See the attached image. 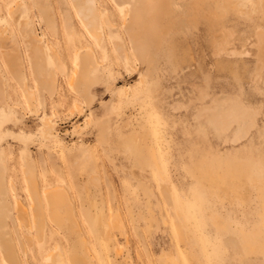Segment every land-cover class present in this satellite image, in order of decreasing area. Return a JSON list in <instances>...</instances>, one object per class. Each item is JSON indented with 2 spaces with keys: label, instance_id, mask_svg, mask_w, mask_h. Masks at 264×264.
Masks as SVG:
<instances>
[{
  "label": "rangeland",
  "instance_id": "1",
  "mask_svg": "<svg viewBox=\"0 0 264 264\" xmlns=\"http://www.w3.org/2000/svg\"><path fill=\"white\" fill-rule=\"evenodd\" d=\"M140 2L142 26L136 6H128L131 41L123 34L126 5L97 0L98 43L73 0H0V205L7 212L0 264H8L9 245L15 264H264V69L256 63L264 0ZM107 14L117 29L104 24ZM139 28L173 36L185 60L200 46L197 53L227 78L224 87L231 82L254 109L252 126L239 136L210 123L214 116L197 117L200 125L192 115H174L167 70L163 84L148 81L136 62ZM34 56L45 62L47 83L32 75ZM16 59L30 103L9 70ZM92 69L95 83H85ZM83 94L106 102L84 114ZM29 167L39 219L30 209ZM254 177L261 184L252 185ZM53 187L67 194L57 205L60 220L50 215L51 194L43 195ZM17 201L28 207V223L18 218Z\"/></svg>",
  "mask_w": 264,
  "mask_h": 264
},
{
  "label": "crops",
  "instance_id": "2",
  "mask_svg": "<svg viewBox=\"0 0 264 264\" xmlns=\"http://www.w3.org/2000/svg\"><path fill=\"white\" fill-rule=\"evenodd\" d=\"M114 1L123 6H136L134 12L136 13L135 17L137 23L135 25L142 26V10H138L137 7L138 4L141 3L140 0ZM128 23L129 18H127L124 25L123 34L127 40H131V36L127 29V27L130 26ZM149 29L150 30L147 31L146 34H144L145 31L140 28L139 30H135V42L131 46L132 52L137 64L142 67L143 75L151 76V79L148 81H155L158 77L160 83H162V79L164 80L163 73L165 72L163 70H167L169 74L168 78L172 82V88L171 90H168V95L170 98L178 100L177 102H174L173 105H170V111H172L174 115L178 116L182 114L185 118L192 115L191 117H193L192 119L194 121H197V117L203 118V115L207 116L206 119L210 116H214L210 123L218 125L219 127L222 126V131L228 129V132L236 130V133H238L239 136L243 134L244 127L247 126L246 128L248 129L252 126L255 117L254 109L250 104L243 101L242 92L239 88L236 89L235 87H231V82H228L229 85L224 87V80H227V78L218 74L219 72L217 71L216 61L214 64H212V62L207 63L203 58L204 56L202 55V57L199 55L203 52V49L200 46L199 48L193 47V49L189 47L191 60H185L183 56L184 45L177 43V40L173 36H171L172 38L170 39L167 34L161 38L160 33L156 29ZM140 30L142 31V34ZM219 36L220 35L217 37ZM262 41L264 43V40ZM256 63L258 67H263L264 69V49L261 56L257 57ZM29 65L32 75L36 80L40 83H47L49 81L47 75L43 73L45 66L41 63L40 59L33 58L31 62H29ZM172 70H178L175 76L171 74ZM207 70H209L210 74L213 76L209 77ZM145 71L146 73H144ZM87 72L91 81L84 79V82L94 84V70L92 69ZM154 73L156 75H153ZM213 81H215L216 85H214ZM262 81L264 83V78ZM97 95L98 94L95 93V96ZM82 96L83 100H81L83 103L84 114L86 111H96L99 106L101 107V104H105L106 102V100L102 101L100 99L97 103L93 104L90 96L85 94ZM192 107L196 112L194 114H189L188 111ZM197 122L201 125L200 120ZM242 126L243 128L241 129ZM209 127L211 126L207 124L203 127V129L206 130L205 132H210ZM236 133L233 132V137H235Z\"/></svg>",
  "mask_w": 264,
  "mask_h": 264
},
{
  "label": "bare ground",
  "instance_id": "3",
  "mask_svg": "<svg viewBox=\"0 0 264 264\" xmlns=\"http://www.w3.org/2000/svg\"><path fill=\"white\" fill-rule=\"evenodd\" d=\"M97 0H73V2H74V4H75V7H76V10H77V14L79 15H86V16H88V17H86V19H84V20H86L87 21V26L86 27H88V29H90V31H91V34H93L94 35V37H95V40L98 42V43H100L101 42V39H102V37H101V31L99 30V26H100V18H99V12L97 13V11H96V7H97V3L95 4V2H96ZM121 1H123V0H121ZM72 2V1H71ZM14 10H15V8H14ZM17 11V10H16ZM7 13H8V15H11V18H12V16H14L13 14H15V12L13 13L11 10H9V12L7 11ZM128 15H129V8H128V6H126L123 10H122V18H123V23H124V25H125V23H126V19L128 18ZM14 18V17H13ZM85 18V17H84ZM104 24L105 25H107L109 28H110V30H115V29H117V26L115 25V24H113L112 23V21L110 20V17L108 16V14L105 16V18H104ZM26 23V22H25ZM23 24L24 26H26L27 24ZM85 24V23H84ZM86 25V24H85ZM123 25V26H124ZM31 30V29H30ZM5 30L4 29H2V33L4 32ZM32 31V30H31ZM89 31V30H88ZM89 31V32H90ZM134 35V34H133ZM132 37V36H131ZM37 38V37H36ZM261 43H263L262 41H261ZM36 45V44H35ZM114 46L116 47V48H120L119 47V45L118 44H114ZM263 47V46H262ZM34 55L36 56V57H38V56H42V58H43V60H44V53H43V51L41 50V48L39 47V46H35L34 47ZM262 49H264V48H262ZM7 54V55H6ZM5 55L8 57V54L9 53H6ZM4 55V54H3ZM11 57H12V55H10ZM10 56L8 57V58H10ZM34 56V57H35ZM35 57V58H36ZM8 58H6V59H8ZM56 59V58H55ZM13 61V60H12ZM17 61V62H16ZM9 62V61H8ZM15 63H14V65H11V67H10V64H8L9 65V70L11 71V73L13 74V76H14V78L15 79H17L18 81H19V83H20V87L22 88V90H23V95H24V97L26 98V100L30 103V100H31V98H32V96H33V93L32 92H30L25 86H24V82H25V75H24V73H23V70H22V65H21V63H20V61L19 60H15L14 61ZM42 63V62H41ZM43 63H45V62H43ZM11 64H12V62H11ZM57 67L58 68H61V66H60V64H57ZM56 67V68H57ZM58 68H57V70H58ZM63 69V68H62ZM59 71V70H58ZM62 70H60L59 71V73L61 72ZM75 72V71H74ZM78 72V71H77ZM61 73H63V71L61 72ZM134 74V73H133ZM62 75V74H61ZM77 76V75H76ZM74 80V79H73ZM2 90V89H1ZM2 93V92H1ZM1 93H0V95H1ZM2 96H3V94H2ZM81 111V110H80ZM44 125H46V131H50V130H52V126L50 125V121L49 120H47V119H45V121H44ZM151 156H153V155H151ZM153 158V157H152ZM25 169H26V167H25ZM33 170H32V168L31 167H29L28 168V170H27V172H28V177H29V180L27 181V183H28V185H27V190H28V196H29V198H30V200H31V202H30V209L31 210H33L35 213H36V218L37 219H39V217L41 216V214H42V210H41V197H40V191H39V189H38V185H35L37 182V180H35L36 179V177L34 178V173L32 172ZM36 176V175H35ZM2 179H3V177H1V175H0V193H4V190H3V186H2ZM27 180V179H26ZM33 180H35V181H33ZM33 182H36V183H33ZM250 183L252 184V185H257V184H261V183H259V180L258 179H255V177H254V179H251V181H250ZM250 184V185H251ZM5 188V187H4ZM57 188H60V187H53V188H50V189H48V191L47 190H44V193H43V195L45 196L46 194H51L50 195V197H51V203H52V205H51V213H50V215H51V217H53V219L54 220H60L61 218H62V213L59 211L60 209L57 207V205H59V204H61V202L63 201V195H67V194H63L62 195V193H61V191L59 190V189H57ZM255 188L257 189V186H255ZM11 189H12V186H11ZM45 191H47V192H45ZM6 192V191H5ZM67 197V196H66ZM67 199H69V198H67ZM69 201H70V199H69ZM64 203V202H63ZM6 205V203H4L3 205L1 204L0 205V225L1 224H4L5 223V220H6V214L5 213H7V212H5V210H4V207H6L5 206ZM63 205V204H62ZM69 205V204H68ZM67 205V206H68ZM49 207H50V205H48ZM66 206V207H67ZM15 207H16V209L19 211V214H17L18 215V218L20 217V216H25V213H26V211L28 210V207L25 205V204H23L22 202H20V201H17L16 202V205H15ZM57 207V208H56ZM65 208V207H64ZM64 210V209H63ZM32 211V212H33ZM29 212V211H28ZM63 212V211H62ZM17 213V212H16ZM65 213V212H64ZM27 214V213H26ZM30 214V213H29ZM28 214V215H29ZM33 215V214H32ZM66 216H67V214H65ZM68 215H70V213L68 214ZM27 216V215H26ZM25 216V221H26V223H28V221H27V217ZM23 218V217H22ZM22 218H20V219H22ZM36 218H34V220H36ZM33 220V219H32ZM31 221V220H30ZM38 221V220H37ZM21 222V221H20ZM39 222V221H38ZM37 222V223H38ZM24 223V222H23ZM32 223V222H31ZM36 223V222H35ZM25 224V223H24ZM30 225H32V224H30ZM37 225V224H36ZM25 226H27V225H25ZM27 228V227H26ZM28 229V228H27ZM38 232L37 233H39V230H37ZM38 235V234H37ZM41 235V234H40ZM2 236V235H1ZM38 238V237H37ZM4 239H5V237H4ZM6 242H8L7 240H6ZM5 257H6V259H7V261H8V264H15V261H16V256H15V252L13 251V249H12V247L9 245V246H7V249H6V253H5ZM78 259V258H77ZM79 259H81V258H79ZM78 259V260H79ZM75 260V259H74ZM73 264V263H72ZM74 264H81L80 263V261L79 262H75Z\"/></svg>",
  "mask_w": 264,
  "mask_h": 264
}]
</instances>
